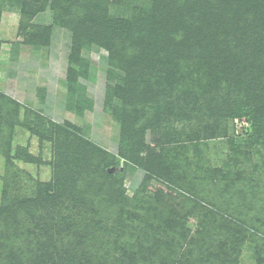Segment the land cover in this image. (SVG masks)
Wrapping results in <instances>:
<instances>
[{
  "label": "rangeland",
  "instance_id": "rangeland-1",
  "mask_svg": "<svg viewBox=\"0 0 264 264\" xmlns=\"http://www.w3.org/2000/svg\"><path fill=\"white\" fill-rule=\"evenodd\" d=\"M0 1V204L3 196L24 202L49 189L54 192L50 187L58 176L57 164L67 150L57 129L61 125L115 155L126 196H135L146 174L153 173L145 194L154 200L161 194L172 197L179 215L175 222L188 232L186 242L197 238L205 244L202 254L197 247L189 253L191 262L204 258L201 264H264V112L256 115L244 102L246 96L234 90V84L244 79L238 82L229 71L216 74L212 64L203 66L201 59L173 60L172 70L164 68L167 72L161 74L170 81L168 87L157 86L165 89L160 101L146 97L139 115L147 117L133 122V115L122 108L121 97L112 98V106L107 107V92L116 80L109 78L107 48L83 40L90 45L82 46L76 52L77 63H71L73 32L56 19L50 6L36 12L42 0ZM140 1L111 0L106 14L133 18L142 9ZM58 2L66 8L71 5V0ZM80 11L75 10L77 17ZM78 63L84 64L87 76L69 74L70 69L80 68ZM119 67L111 68L114 75L125 76ZM259 86L254 98L264 105V85ZM123 132L130 137L136 157L144 164L157 162V170L118 154ZM19 152L31 158L18 159ZM106 170L117 172L115 165ZM210 212L218 214L215 223ZM227 217L233 232L238 227L251 233L225 234L227 245L222 247L218 238L224 234ZM153 218L146 214L144 224ZM11 237L10 243L17 245L19 235ZM99 245L104 252L113 248ZM148 252L132 264H151ZM111 253L120 260L121 252ZM95 255L93 250L87 261L94 258L93 264H107L104 254L99 262ZM173 257L157 253L151 261L178 264Z\"/></svg>",
  "mask_w": 264,
  "mask_h": 264
},
{
  "label": "trees",
  "instance_id": "trees-1",
  "mask_svg": "<svg viewBox=\"0 0 264 264\" xmlns=\"http://www.w3.org/2000/svg\"><path fill=\"white\" fill-rule=\"evenodd\" d=\"M140 2L142 9H138L133 18L108 17L106 10L111 0H71L67 8L58 0H42L37 2L36 12L50 6L56 19H61L63 25L72 30L75 55L71 57V63L76 62V52L87 45L83 40L108 49L111 68L119 65L125 76H115L110 68L109 78L116 80L107 92V107L112 106V98L121 97L122 108L133 115V122H142L147 117L139 115L140 105H146V97L154 98L153 102L160 101V92L165 89H157V86L168 87L166 83L170 82L161 75L164 68L170 69L173 60L182 59H201L203 66L212 64L210 67L216 74L229 71L238 82L240 78L244 79L234 84V90L246 96L244 102L253 112L257 111L256 115L264 112V105L255 99L259 84L264 85V0ZM23 5L27 3L23 2ZM75 10H81L78 17ZM128 52L132 54L125 58ZM78 64L80 68L77 71L70 69L69 74L87 76L84 64ZM126 128L125 124L124 130ZM57 129L66 144L67 150L63 153L67 155L63 154L58 160V176L50 187L54 192L50 193L49 189L37 199L24 202L2 197L0 264H93L94 258L87 261L93 250H96L97 262L104 254L107 264H132L138 255L145 256L148 250L146 259L150 258L151 264L154 262L151 258L154 259L157 253L171 254L178 264H201L204 258L197 257L198 260L194 258L191 262L190 254L196 247L202 254L205 244L197 238L186 242L188 232L183 224L175 222L174 218L179 215L175 214L177 207L172 205V197L161 194L159 201L145 194L153 174L151 171L148 170L149 174L135 196L128 197L113 153L92 146L64 126ZM129 139L123 132L118 154L132 163L135 161V164L157 170V162L144 164L136 157L137 151ZM24 155L19 152L16 158H31L29 153ZM111 165L116 166L117 172H107L106 168ZM210 213L212 223H215L218 214ZM146 214L154 218L145 225ZM204 221L207 222L205 218ZM225 221L224 234L218 238L222 247L227 245L226 235L251 233L238 227L233 232V226H229L232 220L227 217ZM204 228L208 232L212 230ZM167 231L168 234H164ZM13 235H19L17 245L10 243ZM159 235L167 236L168 241ZM209 236H212L208 240L212 244L214 234ZM99 244L113 248L104 252ZM184 244L189 247L185 248ZM114 249L121 252L120 260L113 258L111 252Z\"/></svg>",
  "mask_w": 264,
  "mask_h": 264
}]
</instances>
